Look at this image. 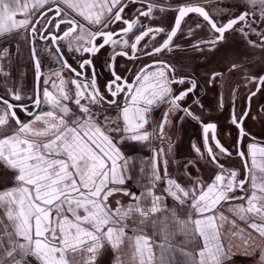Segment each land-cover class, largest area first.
<instances>
[{"label": "snow or ice", "instance_id": "snow-or-ice-1", "mask_svg": "<svg viewBox=\"0 0 264 264\" xmlns=\"http://www.w3.org/2000/svg\"><path fill=\"white\" fill-rule=\"evenodd\" d=\"M24 48L30 95L12 71ZM105 49L100 81L94 60ZM181 51L205 64L220 53L222 66L196 75L173 59ZM44 55L57 65L47 76ZM0 90V264H101L105 254L110 264H155V248L158 264H172L177 248L176 264H232L234 238L264 264V146L245 127L264 117V104L252 115L264 96V0H0ZM209 91L212 111L228 109L232 146L208 115ZM185 122L202 142L180 161L174 135Z\"/></svg>", "mask_w": 264, "mask_h": 264}, {"label": "flooded vegetation", "instance_id": "flooded-vegetation-1", "mask_svg": "<svg viewBox=\"0 0 264 264\" xmlns=\"http://www.w3.org/2000/svg\"><path fill=\"white\" fill-rule=\"evenodd\" d=\"M131 9V10H130ZM134 8H129L126 10V14H133ZM16 19L24 18L21 13H17ZM172 14H169L165 20L164 23H171L172 22ZM187 23L183 25L184 31H187V28L189 26H194V22L197 19V17L192 14L191 18H186ZM178 43L183 44L184 43V37H179ZM46 42L41 41L39 46L43 47V45ZM69 55V62L73 63L74 66L76 64V60L72 58L71 54ZM111 55L110 49L102 50V52L95 58L94 63L96 64V71L99 73V80L103 81L108 78V73L106 69L104 68V61L108 58V56ZM173 59H178L181 64L186 65L188 67V70L193 72L196 75H201L206 70V67H220L221 65V54L217 53L215 56L209 57V64L204 63V58L200 56L198 53H194L191 51L184 52L181 51L178 54H173ZM42 67L41 71L44 74V76H47L49 74V71L51 69H56L57 65L47 56L44 55L42 58ZM119 65L121 68L123 67H132V64L130 62H126L123 58L119 59ZM12 71L14 73V77L17 80L18 86L22 89V92L25 95H30L36 86V80H35V71L33 64L29 58V54L26 48H24L20 54H16L13 52L12 55ZM67 75V73H66ZM42 86V84H41ZM3 92L0 90V95H2ZM205 105L210 109L208 115H210L215 122L218 123V136L221 139L222 143H224L226 146H232L233 142L237 136L236 129L230 125V122L228 120V109L226 108L223 112L220 111H212L211 109L214 108L216 104V94L214 92L209 91L207 93V96L204 98ZM264 104V96L258 95L253 100V113L252 115H256L255 109L258 105ZM244 105V93H241V97L238 101L239 108H242ZM160 112L156 111L153 113L154 119H159ZM246 131L250 132L252 137H255V142L259 146H264V117H260L256 120L249 119L246 121L245 124ZM230 133V135H229ZM201 128L195 123V122H185L182 127L176 129L174 140L176 143L175 147V154L177 160H184L185 158H191L195 155L191 148L192 141H196L198 144L201 143ZM252 142L250 139H245L244 145L246 150V145ZM129 155H139L144 156L148 155L147 152L139 153L138 150L134 148H130L128 150ZM231 166L242 170V161L235 157V154L233 158L230 161ZM251 163V162H250ZM260 167H257V170ZM173 172H175V166H172ZM201 174L207 178L211 175L210 169L204 164L203 161H201ZM133 190L139 192V188L135 186V184L132 185Z\"/></svg>", "mask_w": 264, "mask_h": 264}, {"label": "crops", "instance_id": "crops-1", "mask_svg": "<svg viewBox=\"0 0 264 264\" xmlns=\"http://www.w3.org/2000/svg\"><path fill=\"white\" fill-rule=\"evenodd\" d=\"M24 2L25 0H21V3ZM257 167H264V159H261L259 156L257 157ZM225 227H228V225L226 224ZM170 241L174 246H176L181 244V242L183 241V237L179 235H177L174 238L170 237ZM154 242L155 244L159 245L160 243L163 242V237L158 235ZM232 243L238 246L235 249L237 254L234 257L232 264H253V259L250 256L243 254L244 246L242 242L238 238H234ZM192 247H193L192 244L185 245L186 250H190ZM154 253L157 257V261L155 262V264H158L159 248H155ZM168 259L172 261V264H176L177 261H180L182 259L178 248L174 251V253L171 256L168 257ZM125 260L127 261V257H125ZM110 261H111L110 254H105L101 259V264H110Z\"/></svg>", "mask_w": 264, "mask_h": 264}, {"label": "rangeland", "instance_id": "rangeland-1", "mask_svg": "<svg viewBox=\"0 0 264 264\" xmlns=\"http://www.w3.org/2000/svg\"><path fill=\"white\" fill-rule=\"evenodd\" d=\"M173 2H175V0H173ZM131 10V9H130Z\"/></svg>", "mask_w": 264, "mask_h": 264}]
</instances>
